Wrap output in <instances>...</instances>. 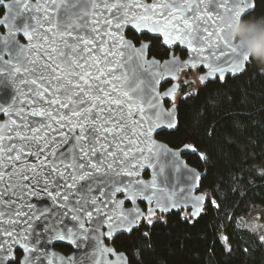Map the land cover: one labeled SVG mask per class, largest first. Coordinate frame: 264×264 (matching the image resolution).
Masks as SVG:
<instances>
[{"label": "snow or ice", "instance_id": "6c2138e0", "mask_svg": "<svg viewBox=\"0 0 264 264\" xmlns=\"http://www.w3.org/2000/svg\"><path fill=\"white\" fill-rule=\"evenodd\" d=\"M259 3L0 0V28L6 29L0 34V84L15 88L11 100L0 103V115L9 117L0 124V264H15L14 247L26 254L21 264H42L46 246L56 241L77 249L91 243L106 252L103 240L113 238L131 250L118 257L120 264H141L138 242L152 238L143 229L155 235L167 224L163 214L190 207L189 219L199 222L225 211L210 194L188 195L201 179L195 170H189L187 187L172 183L171 174L186 168L181 152L206 157L182 140L175 151L155 141L154 134L180 131L175 105L162 112L156 85L162 76L166 83L178 79L184 68L209 69L198 77L201 91L225 81L226 74H244L257 58L243 43H228L223 22L253 18ZM128 32L152 34L165 47L183 45L192 57L181 61L173 53L164 64L148 60L149 45L138 41L137 47ZM192 83L185 80L184 87ZM179 87L165 96L174 101ZM192 95L199 93H185L182 100ZM146 169L149 181L141 175ZM17 174L22 184L10 192ZM33 198L51 203L37 207Z\"/></svg>", "mask_w": 264, "mask_h": 264}, {"label": "trees", "instance_id": "16d2710c", "mask_svg": "<svg viewBox=\"0 0 264 264\" xmlns=\"http://www.w3.org/2000/svg\"><path fill=\"white\" fill-rule=\"evenodd\" d=\"M260 17H264V0L253 18ZM129 36L138 40L133 33ZM152 40L151 54L165 56L167 48L159 39ZM200 85L188 91L198 96L178 99L179 133L159 137L173 147L182 146V140L204 153L206 159L191 153L185 156L193 166L211 172L207 179L203 177L201 188L225 211H214L199 222L189 219V211L163 214L167 224L158 227L155 235L143 229L152 238L138 242L139 259L141 264H264L261 232L245 221L264 211V67L256 62L242 75H228L203 91ZM244 176L248 179L241 183ZM113 245L127 255L131 251L120 238Z\"/></svg>", "mask_w": 264, "mask_h": 264}, {"label": "water", "instance_id": "95a60500", "mask_svg": "<svg viewBox=\"0 0 264 264\" xmlns=\"http://www.w3.org/2000/svg\"><path fill=\"white\" fill-rule=\"evenodd\" d=\"M33 2H35V0H33ZM148 2L150 3L151 0H148ZM0 18H2V15L0 16ZM221 25H217V27H219ZM0 34H6V29L5 28H0ZM143 35V34H142ZM145 35H148L151 38H154L152 34H147L145 33ZM141 36V35H140ZM126 37L127 39L131 40L134 44H136V42L128 36V33H126ZM19 39L21 40V43L26 44L27 41L25 38L23 37H19ZM140 42H143L145 44L149 45V48L146 51V56L148 60H153L155 59L156 61H158L160 64H164L166 61L171 59V55L174 53L176 58L178 60L181 61H188L191 59L192 57V53L189 50H186L185 46L181 45L179 46L180 51H176L175 49L177 48V46H170L168 48H170V52L168 54L167 57L161 59L158 58L154 55H150V50L153 46V42L151 40L148 39H142ZM137 47H139V44H136ZM181 51H186L187 55L185 57H183L181 55ZM205 55H207V53H205ZM221 67H226V65L224 64H220ZM202 68L203 71H201L199 73V76L205 74L206 72L209 71V69L206 66H202V67H197L195 69H199ZM189 71V69L184 68L181 71H179L178 73H176V75L178 76V79L176 80H169L168 82H170V84H168L167 86H165L163 88V86L165 84H167L164 80V77L162 76L161 79L158 81L157 85H156V90L157 92L160 94V104L159 107L162 110V112H166L168 110H171L173 108V105H175V109H176V119L178 120V107H177V102H173L170 105H167L166 102L168 101H173L171 99H168L165 96V93L168 92L169 90L173 89L174 85L179 84L180 85V76L182 74L183 71ZM194 70V69H192ZM166 75V73H165ZM198 76V77H199ZM228 75L226 74V77ZM225 77V78H226ZM200 84L201 81L199 80ZM180 89V87H179ZM179 89L175 92V96L176 93L179 91ZM15 93V88L11 85V83L9 81H5L3 84H0V103H7L11 100V98L13 97ZM5 106H7V104H5ZM9 117L7 115H0V124H5L7 123ZM161 120H163V116H161ZM179 121V120H178ZM154 139L157 143L162 144L164 146H166L169 149H172L173 151H175L177 149V147H173L171 146L168 142L160 139L158 137V135L154 134ZM190 145V144H188ZM182 147V146H179ZM189 152H181L180 155V159L184 162V164L186 165V168H182L180 173H175L173 172L171 174V178H172V183L175 184H179V187L184 188L187 187V185L184 183L185 180L190 179V175H189V170H195V172L200 176V180L197 182L196 185H192V191L191 193H189L188 195L190 196H195V195H206L208 194L207 192L203 191L201 188V181L203 179V177L207 174L206 170H200L197 167L193 166L192 164H190L187 161L186 158V154H188ZM148 172V176H145V173ZM18 175V174H17ZM17 175H13L12 177V183L15 181V178ZM142 178L145 181H149L152 179V173L151 170H144L142 172ZM19 176V175H18ZM10 188V187H9ZM11 192V191H10ZM170 193L165 192L164 195H169ZM164 195L161 196V199L164 198ZM180 197V193L177 192L176 193V197L175 198H179ZM33 203H35L37 205V207H44L49 205L51 202L47 199V198H42V199H35L33 198ZM137 203H140L139 201H137ZM126 208L131 207V204H125ZM140 207L142 209H145L142 204L140 203ZM206 208V205H205ZM204 208V211H205ZM179 210H184V211H189V213H191L192 209L190 207H183L181 206L179 209L177 210H173V211H179ZM172 212V211H171ZM170 212V213H171ZM165 214H169V213H165ZM113 239H104L103 240V245L102 247L109 249L110 251H100L97 250V247L92 245L91 243L87 246V247H81L80 249H77L76 245L70 244L67 241H56L54 242L51 246H46V251H47V256L42 258V264H65V261L67 260V258L72 257L73 259V264H120V261L118 259V257L123 254V255H127L124 251H120L117 250L116 247L113 245ZM11 243V242H9ZM66 245L72 248V251L69 254H65L62 251H60L59 249H57L55 246L56 245ZM21 251L22 252V256L20 258V263L21 261L24 259L25 257V253L19 248V247H14L13 248V252L14 255L17 258L16 255V251ZM87 255L88 259L85 260V256Z\"/></svg>", "mask_w": 264, "mask_h": 264}, {"label": "clouds", "instance_id": "9594fccd", "mask_svg": "<svg viewBox=\"0 0 264 264\" xmlns=\"http://www.w3.org/2000/svg\"><path fill=\"white\" fill-rule=\"evenodd\" d=\"M231 27H227L228 25ZM223 26L225 27V38L228 43L235 47L243 43L245 50L257 58L256 62L264 67V17L251 18L247 21L226 17ZM235 35L236 39L232 37ZM22 184L21 178L17 175L9 191L18 190Z\"/></svg>", "mask_w": 264, "mask_h": 264}, {"label": "rangeland", "instance_id": "374dc122", "mask_svg": "<svg viewBox=\"0 0 264 264\" xmlns=\"http://www.w3.org/2000/svg\"><path fill=\"white\" fill-rule=\"evenodd\" d=\"M198 76L199 73L197 71L181 74V85H184L185 80L193 81V83L189 87L181 89L177 94V99L185 95V93H188V91H192L198 87V85L200 84ZM245 221L249 227L259 230L261 232V235L264 236V211L258 210L254 212L248 218H246Z\"/></svg>", "mask_w": 264, "mask_h": 264}, {"label": "flooded vegetation", "instance_id": "af4514ba", "mask_svg": "<svg viewBox=\"0 0 264 264\" xmlns=\"http://www.w3.org/2000/svg\"><path fill=\"white\" fill-rule=\"evenodd\" d=\"M128 36H129V32H128ZM129 37H131V36H129ZM135 42H136V44H139V42L142 40V39H148V40H151L152 42H153V38H151V37H149L148 35H145V34H143V35H141V36H139L138 37V40H136L135 38H133V37H131ZM139 41V42H138ZM160 42H161V40H160ZM162 43V42H161ZM165 48H167V50H168V52H167V54L165 55V56H163V57H158V58H161V59H163V58H165V57H167L168 56V54H169V52H170V48H168V47H165ZM176 51H180V48L179 47H177L176 49H175ZM184 53V54H183ZM150 55H153V54H151V50H150ZM181 55L183 56V57H185L186 55H187V52L186 51H181ZM155 56V55H154ZM157 57V56H156ZM192 71H197L198 73H200L201 71H203V69L202 68H199V69H194V70H191V71H183L182 73H190V72H192ZM168 84H170V82H168L167 84H165L164 86H163V88L165 87V86H167ZM181 90V81H180V89H179V91ZM178 91V92H179ZM178 92L176 93V96H175V102H178V99H177V94H178ZM174 101H168V102H166L167 103V105H170L171 103H173ZM158 137H159V135H158ZM160 138V137H159ZM160 139H162V138H160ZM163 140V139H162ZM165 141V140H164ZM145 176H148V172H146L145 173ZM142 204V206L144 207V208H146V204H143V203H141ZM159 214V213H158ZM57 249H59L60 251H62L63 253H65V254H69L71 251H72V248L71 247H69V246H66V245H56L55 246ZM16 255H17V259H16V261H15V264H19L20 263V258H21V256H22V252L21 251H16Z\"/></svg>", "mask_w": 264, "mask_h": 264}]
</instances>
